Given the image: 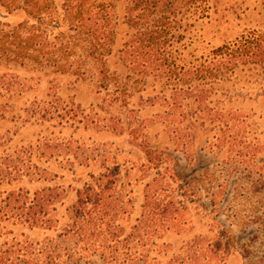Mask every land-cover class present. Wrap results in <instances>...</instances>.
Instances as JSON below:
<instances>
[{
  "label": "rangeland",
  "instance_id": "rangeland-1",
  "mask_svg": "<svg viewBox=\"0 0 264 264\" xmlns=\"http://www.w3.org/2000/svg\"><path fill=\"white\" fill-rule=\"evenodd\" d=\"M210 7L208 17L187 32V62L249 31H264L262 0H211ZM130 65L109 62L113 73L129 75V106L100 92L91 77L10 72L23 85L18 108L37 102L59 113L48 123H28L25 114L1 121L2 150L27 149L35 158L38 142L43 148L50 141V154L59 160L49 173L66 191L60 215L77 201L91 175L107 170H119L118 186L134 204L132 221L148 214L152 203H173L174 212L165 216L169 221L158 216L148 240L120 251L129 264H144L141 258L146 264H264V101L232 104L244 123L227 129L211 122H217L214 112L205 117L195 115L193 105L186 110L192 100L172 92L173 83L156 69ZM175 211L179 218L172 222ZM12 240L4 236L0 245Z\"/></svg>",
  "mask_w": 264,
  "mask_h": 264
},
{
  "label": "trees",
  "instance_id": "trees-1",
  "mask_svg": "<svg viewBox=\"0 0 264 264\" xmlns=\"http://www.w3.org/2000/svg\"><path fill=\"white\" fill-rule=\"evenodd\" d=\"M210 2L0 0V70L5 72L0 75V122L25 114L28 123H48L59 113L37 102L18 108L23 85L9 74L18 69L91 77L100 92L129 106V75L113 73L109 66L118 59L122 66L159 71L173 83L172 92L192 100L184 108L195 106V115L214 112L217 122H211L227 129L244 123L231 105L264 101V31H249L187 62V32L208 17ZM19 16L22 20L16 21ZM49 142L43 148L38 142L35 158L27 149L2 150L6 144L0 142V240L13 237L12 244L0 245V264H79L86 259L129 264L120 251L148 240L158 216L169 221L165 216L174 212L173 203H152L148 214L132 221L134 204L118 186L119 170H107L91 175L77 201L60 215L66 191L54 185L57 176L49 173L59 160L50 154ZM36 184L44 186L35 189ZM177 212L172 222L178 220Z\"/></svg>",
  "mask_w": 264,
  "mask_h": 264
}]
</instances>
